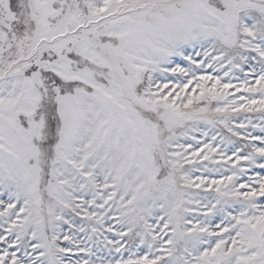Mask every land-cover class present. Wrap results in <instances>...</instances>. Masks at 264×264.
<instances>
[{
	"label": "snow or ice",
	"instance_id": "6c2138e0",
	"mask_svg": "<svg viewBox=\"0 0 264 264\" xmlns=\"http://www.w3.org/2000/svg\"><path fill=\"white\" fill-rule=\"evenodd\" d=\"M0 264H264V0H0Z\"/></svg>",
	"mask_w": 264,
	"mask_h": 264
}]
</instances>
